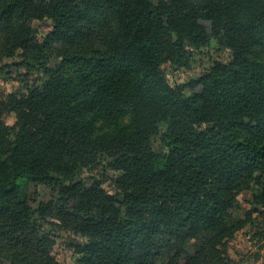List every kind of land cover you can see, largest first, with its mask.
I'll return each instance as SVG.
<instances>
[{
    "label": "trees",
    "instance_id": "obj_1",
    "mask_svg": "<svg viewBox=\"0 0 264 264\" xmlns=\"http://www.w3.org/2000/svg\"><path fill=\"white\" fill-rule=\"evenodd\" d=\"M33 21L51 23L42 42ZM212 40L230 61L169 84L163 67ZM15 55L43 77L0 95L2 259L58 264L54 220L80 239L75 264L232 263L253 224L238 195L264 214V0H0V61ZM103 163L116 192L81 176Z\"/></svg>",
    "mask_w": 264,
    "mask_h": 264
},
{
    "label": "rangeland",
    "instance_id": "obj_2",
    "mask_svg": "<svg viewBox=\"0 0 264 264\" xmlns=\"http://www.w3.org/2000/svg\"><path fill=\"white\" fill-rule=\"evenodd\" d=\"M32 28L35 30L36 39L42 42L47 34L51 31V23L49 21H33ZM230 61L228 51L219 48L214 40H212L204 49L199 51H191L188 56L187 69H173L165 66V78L171 85L186 86L191 80L197 78L202 72L208 69L212 63L220 62L226 64ZM23 60L19 55L13 58H3L0 61V95L15 94L23 96L28 90L40 86L42 82V73L36 69L34 62L26 61L28 66L22 64ZM46 67L54 70H60L68 73L69 69L62 65L61 58L51 53L47 58ZM185 96H188L190 90L183 89ZM14 115L9 114L5 117V124L11 128L14 123ZM154 151L162 153L165 148L162 146L160 138L157 137L152 141ZM82 177L92 176L95 180L102 184V187L108 191L116 192L114 186L116 174L105 167V163L98 167L92 173L81 174ZM236 214L244 220L247 216L253 219L252 225H247L241 231L235 234L228 244V256L231 264H264V238H258V235L264 234V214L261 206L253 203V192L244 191L237 197ZM260 215V216H259ZM49 224L40 227V232L49 236L54 247L52 254L58 264H75L76 257L72 254L70 244L79 242L80 239L72 234L63 231L57 227L58 222L48 220ZM56 224V225H55ZM3 247H0V249ZM193 246L189 247L192 252ZM166 260V259H165ZM164 257L158 260L157 264H163ZM0 264H10L7 260L0 257Z\"/></svg>",
    "mask_w": 264,
    "mask_h": 264
}]
</instances>
